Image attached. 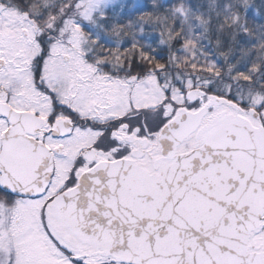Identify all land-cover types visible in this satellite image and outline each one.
<instances>
[{"label": "snow or ice", "instance_id": "6c2138e0", "mask_svg": "<svg viewBox=\"0 0 264 264\" xmlns=\"http://www.w3.org/2000/svg\"><path fill=\"white\" fill-rule=\"evenodd\" d=\"M0 264H264V0H0Z\"/></svg>", "mask_w": 264, "mask_h": 264}]
</instances>
